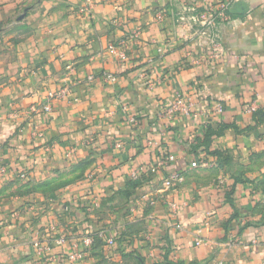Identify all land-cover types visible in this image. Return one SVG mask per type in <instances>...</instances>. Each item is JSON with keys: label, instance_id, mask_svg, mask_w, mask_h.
Returning a JSON list of instances; mask_svg holds the SVG:
<instances>
[{"label": "crops", "instance_id": "crops-1", "mask_svg": "<svg viewBox=\"0 0 264 264\" xmlns=\"http://www.w3.org/2000/svg\"><path fill=\"white\" fill-rule=\"evenodd\" d=\"M227 1L0 0V264H264V0L192 19Z\"/></svg>", "mask_w": 264, "mask_h": 264}, {"label": "built area", "instance_id": "built-area-1", "mask_svg": "<svg viewBox=\"0 0 264 264\" xmlns=\"http://www.w3.org/2000/svg\"><path fill=\"white\" fill-rule=\"evenodd\" d=\"M237 0H228L225 3H221V5L217 8V13L216 11L213 10V8L210 5H207L205 9L202 12L196 13L192 19L195 23H199L201 25H205L207 27L214 26V21L216 18L219 16L220 19L226 20L229 15L227 14L229 5L232 2H235ZM120 57L124 58L123 54H119ZM63 94V91H48L45 94V102L39 107L41 111L43 112H51L52 107L51 103L54 99L59 98ZM192 104V100L189 96L180 94L178 93L174 99V101L167 107L165 108L163 112V116L167 119L171 118L175 113L184 111L186 114L189 113V107ZM169 160L172 159V156L168 157ZM191 167H196L198 164L195 161H191L190 163ZM154 171V169H151ZM145 171L143 167L138 168V169H132L130 172V176L133 179L138 178L139 174ZM177 179L179 181L183 180L182 175L178 174H172L169 176V178L166 180V184H170L171 180ZM263 202H264V195H263ZM170 206H174V203H169ZM180 227V225H178ZM105 236V231L100 230L95 235H88L82 240V245H75L74 249L70 251L67 254V259L71 264L77 262L80 258L85 256L87 248H90L92 245H94L96 239H104ZM109 242L112 241L111 238L107 239ZM50 241L46 240L45 245L38 247L40 251H49L50 250Z\"/></svg>", "mask_w": 264, "mask_h": 264}, {"label": "trees", "instance_id": "trees-1", "mask_svg": "<svg viewBox=\"0 0 264 264\" xmlns=\"http://www.w3.org/2000/svg\"><path fill=\"white\" fill-rule=\"evenodd\" d=\"M256 115L260 116V121L264 120V114H262V112L257 111L255 113ZM227 127V125L225 124H220L218 127L213 128L211 126H207V130L205 131V133L203 134V141L205 144H209L212 140V136H219L222 134L223 130ZM214 154H220L218 151H213ZM159 264H175L173 262H166V263H159Z\"/></svg>", "mask_w": 264, "mask_h": 264}, {"label": "water", "instance_id": "water-1", "mask_svg": "<svg viewBox=\"0 0 264 264\" xmlns=\"http://www.w3.org/2000/svg\"><path fill=\"white\" fill-rule=\"evenodd\" d=\"M244 11H246V4L244 3L243 0H238L233 3L231 12L242 13Z\"/></svg>", "mask_w": 264, "mask_h": 264}]
</instances>
